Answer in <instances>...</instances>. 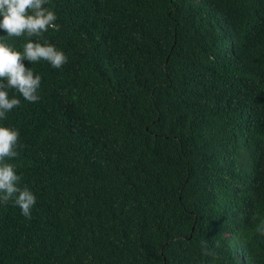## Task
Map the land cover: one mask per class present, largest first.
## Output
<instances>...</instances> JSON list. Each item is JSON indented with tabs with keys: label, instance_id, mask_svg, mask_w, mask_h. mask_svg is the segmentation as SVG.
<instances>
[{
	"label": "trees",
	"instance_id": "obj_1",
	"mask_svg": "<svg viewBox=\"0 0 264 264\" xmlns=\"http://www.w3.org/2000/svg\"><path fill=\"white\" fill-rule=\"evenodd\" d=\"M47 6L68 60L9 90L37 199L0 201V264H264V0Z\"/></svg>",
	"mask_w": 264,
	"mask_h": 264
},
{
	"label": "clouds",
	"instance_id": "obj_2",
	"mask_svg": "<svg viewBox=\"0 0 264 264\" xmlns=\"http://www.w3.org/2000/svg\"><path fill=\"white\" fill-rule=\"evenodd\" d=\"M49 0H0V201L12 200L25 217L31 215L36 202L34 191L21 184L17 165L10 159L18 155V128L3 123L7 113L21 103L13 89L27 101L39 100L41 75L24 61L46 60L53 68L67 62L64 50L50 42L43 33L59 29L56 12L48 7ZM24 36L25 42L18 48L11 37ZM254 230L264 233V215L257 214ZM201 248L210 252L207 240Z\"/></svg>",
	"mask_w": 264,
	"mask_h": 264
}]
</instances>
